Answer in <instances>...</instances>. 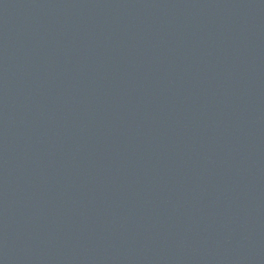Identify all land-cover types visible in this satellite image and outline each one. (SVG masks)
<instances>
[{
    "label": "water",
    "instance_id": "95a60500",
    "mask_svg": "<svg viewBox=\"0 0 264 264\" xmlns=\"http://www.w3.org/2000/svg\"><path fill=\"white\" fill-rule=\"evenodd\" d=\"M0 264H264V0H0Z\"/></svg>",
    "mask_w": 264,
    "mask_h": 264
}]
</instances>
